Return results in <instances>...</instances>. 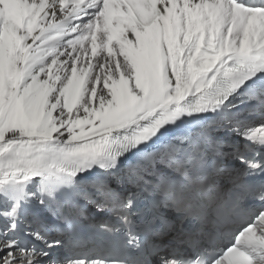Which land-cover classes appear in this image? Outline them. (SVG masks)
<instances>
[{"label":"snow or ice","instance_id":"snow-or-ice-1","mask_svg":"<svg viewBox=\"0 0 264 264\" xmlns=\"http://www.w3.org/2000/svg\"><path fill=\"white\" fill-rule=\"evenodd\" d=\"M0 264H264V0H0Z\"/></svg>","mask_w":264,"mask_h":264}]
</instances>
